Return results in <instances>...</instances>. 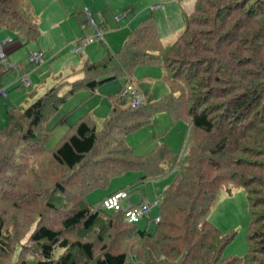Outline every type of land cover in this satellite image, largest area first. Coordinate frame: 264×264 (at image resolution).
Instances as JSON below:
<instances>
[{"label":"trees","instance_id":"16d2710c","mask_svg":"<svg viewBox=\"0 0 264 264\" xmlns=\"http://www.w3.org/2000/svg\"><path fill=\"white\" fill-rule=\"evenodd\" d=\"M0 24L16 32V38H24L25 44L42 35L38 14L27 0H0ZM86 26L92 35L87 19ZM23 63L15 67L22 68ZM158 63L165 69L163 80L168 86L159 100L124 108L119 104L120 91L110 96L113 107L104 119L83 113L54 148L46 146L52 134L48 122L71 95L95 91L117 78L123 90L136 67ZM77 74L81 76L70 80ZM52 76L54 83L40 95L39 89ZM29 99H33L30 104ZM158 111L170 113L175 120H191L184 156L166 141L146 154L135 153L128 144L126 135L149 123ZM8 118L0 127V184L17 185L18 168L13 162L27 160L30 143L38 145L36 156L51 155L67 172L59 178L40 175L37 184H21L28 193L45 183L53 185L51 193L43 189L48 199L27 232L28 244L11 229L7 209L0 208V254L12 257L8 264H264V0H197L172 44L162 41L150 17L117 52L107 51L99 60L86 59L70 74L46 76L24 103L8 107ZM107 131L109 138L112 133L117 137L105 141ZM97 152L104 156L97 160L104 165L110 162L111 169L91 181L85 168L92 169L88 158ZM175 167V177L160 200V221L153 229L148 219L130 223L123 209L105 210L88 200V192L126 172H141L140 180H146ZM84 180L90 188L84 189ZM239 186L247 191L251 213L249 251L242 257H225L232 238L209 216L221 191L232 194L233 187ZM68 191L80 197L76 209L61 218L60 229L43 224L47 213L62 210L63 194ZM76 228L96 234L100 228L98 239L83 236L71 241L65 233ZM114 230L116 240L124 239L119 250L102 243L96 253L104 231L111 235Z\"/></svg>","mask_w":264,"mask_h":264},{"label":"rangeland","instance_id":"374dc122","mask_svg":"<svg viewBox=\"0 0 264 264\" xmlns=\"http://www.w3.org/2000/svg\"><path fill=\"white\" fill-rule=\"evenodd\" d=\"M27 1L31 2L36 13L38 14L42 35L38 38V40H34L29 42L28 44H25L24 38H16V32L11 31L0 24V45H2V43H5L9 39L13 40L8 44L3 45L4 52L6 51L7 53L8 50V53H10V59L13 64H17L19 61L23 60L27 66H32L33 68L38 67L41 69L40 72L42 73L44 71L42 77H45L48 76L52 69L56 72L57 70H60L59 68H62L63 63V65H67L68 63L71 64L73 62L78 61L80 58V53L86 55V51L88 49L95 53L97 51L105 52L104 55L102 52L100 57L92 58L93 60H99L105 56L109 46L106 41L94 40L90 42L87 46H85L83 51L77 53L75 52V44L74 42H72V40L74 41L76 37H73L74 39L71 38L74 34V31L78 30H80L81 35L85 32L91 34V28L85 25L87 16L83 12L80 13V10H83V8L88 5L93 15H95L92 10L93 0L92 2L91 0ZM102 1L107 3V0ZM65 5L68 6V11L70 12L68 17L66 15H63L62 17V15L59 14V11L64 9ZM97 14L99 15V13ZM94 18L99 21L98 16L95 15ZM80 20L82 23H80ZM175 40L173 41V39H164V43L172 44L173 42H175ZM122 44H124V42ZM122 44L120 45V47L122 46ZM61 46L62 48L60 49ZM120 47H118V50ZM11 49L14 50L12 53L10 52ZM40 49H42L46 53L44 58L40 62L41 64L31 63L29 61V56L35 50ZM54 53L56 54V56H52V54ZM73 59L74 61H72ZM141 68H152L153 71H162V66L159 63L156 65L154 64L153 66H141ZM20 74L23 75V71L18 74L16 69H11L5 74L2 73L0 78H2L4 82L1 81L2 85H0V90L2 87H7L6 84H8V82H12L13 80L19 78L21 76ZM138 76L139 75L134 78H138V83H140L142 87H146V85L143 84V79H139L141 77ZM76 78L77 77H73V79ZM53 79V76L49 77L45 85L41 87V89H39L40 95L43 94L47 90V88L54 83ZM19 87H14L9 90L7 88H3L8 91L10 97L8 99H5L0 96V127L5 126L8 122V107H12V105L15 104L24 103L23 99H19L20 93L25 92V94L28 95V93L26 92L28 89L24 87ZM142 87H140V89L143 91ZM121 88L122 80L117 78L99 86L95 91L91 89H84L71 95L68 100L61 106L59 112L56 113L55 116L52 117L48 122V128L52 130V134L50 136V139L47 141L46 146L48 148H54L57 145L58 141L61 139L64 132L72 124H74L83 113L93 112L98 119L105 118L111 112L113 107V102H111L112 100H109L110 96L120 93V91H122ZM129 100L130 98L121 97L120 93L119 104L121 107H129ZM32 102L33 99H29L28 104ZM64 115H66L65 119H63ZM164 116H171V114L166 111H158L153 115V118L149 123H146L145 125L131 131L126 135V140L128 144L133 147V149L138 154L149 152L153 149L155 145H157L159 139L155 136L156 127L159 130L160 137L164 136L163 133H165V136H167L168 133L171 131L172 133L175 132V134L179 133L178 128L174 127L173 125H169V127H161L166 126L163 122L165 118ZM182 121H184L181 123L185 124L186 129L185 132L182 134L183 137L181 136L182 139L179 140L178 145H174V147L176 148L175 150L177 151L180 150L182 143L183 149L188 147L187 139L185 142L183 141L185 140L186 130L189 127L188 121L191 120H187V118H182ZM109 137L110 136L108 135L107 131L105 138H102L106 141L111 140L112 138H115L117 136L112 133L111 138ZM188 149H186L187 152ZM37 152L38 145L30 143L28 148L29 154H27L26 156L27 160L23 158L24 160H21V162L19 161L17 163L18 166L15 162H13V165L18 168V171H16L14 174L15 178L19 177L16 186L6 185L3 182L2 184H0V208L7 209L5 215L8 217V224L10 225L14 233H16V236L18 238H20L21 236L23 238L25 237L23 242L26 244H28V242L26 241L27 232L29 231V229L31 231V225L33 226L35 224L36 220L38 219V215L44 211V206H42V204L46 199H48V196L46 194L44 195L45 192H43V189L45 188V190L51 193V188L53 187V185L45 183L43 184L42 188H38V191L28 193L22 190L23 186L21 184L32 181L34 184H37L40 181V175L45 177V174L48 176L54 174L55 177L59 178L67 173L62 169V167H60L58 164H55V162L51 158V155L40 154L39 156H36ZM101 154L97 152L94 156H90L88 158V161L92 166V171L90 169L85 168L87 173L86 179L91 181L98 179L100 180L105 175L107 170L111 169L109 166L111 165L110 162H106L104 165L97 160L100 157H104L103 154ZM141 175V172L129 171L119 177H114L105 187H98L88 192V200H90L91 202H95L96 206H98L102 196H105L109 191L115 189L116 187L121 186L124 182H129L134 178L138 180ZM86 181H82L84 189L85 187L88 188L90 186L87 185ZM137 184L138 186L132 190V194L136 192H140L138 194H141V192H143L144 194L148 195L147 197L153 200L151 203H154L156 199H162L164 182L161 183L160 181L159 183L156 181L152 182L141 180L135 183L134 186H136ZM73 189L77 190V188ZM49 190H51V192ZM232 191V194H227V192H225L224 190L221 191L216 205H214V207L211 209L209 219L221 230V232L225 236L232 238L224 249V256L242 257L249 251L248 237L249 226L251 222V213L249 209V202L245 187H233ZM72 193L68 191L67 194H63L64 198H62L60 204V209L62 210L55 213H49V215L47 213L46 217L43 220V224H47L48 226H52L59 229L61 228V218L65 214H69L74 209H76L78 205V200H80V197L73 195ZM25 194L29 195L30 197L25 198ZM53 196L54 195H52V197ZM49 197H51V195ZM15 200H20V203L18 202V206L16 207H14ZM27 200H30L33 203L29 204ZM11 204H13V206ZM158 214H160V204L153 207L149 213L150 217L152 218V223L150 225L151 229H153L156 225L155 217ZM144 221L146 222L147 220L144 219ZM141 223L143 225V222ZM100 224L101 223H98L96 226L100 227ZM98 229L100 231V228ZM99 231L97 232L99 233ZM115 231L116 230H114L111 235H106V232L104 231V239H101V242L97 243L98 249L96 253H99L101 251V247L104 243L110 246V248L112 247L116 251L119 250V246H122V242L124 241V239L116 240V238H114ZM65 234L66 237L69 238L71 241H74L76 240V238H81L83 236H85L86 239L92 238L95 241L98 239L96 232H86L78 228L74 230H68ZM11 258L12 257L9 255L1 256L0 254V264H8ZM27 258L33 259V255L31 256L30 254H27Z\"/></svg>","mask_w":264,"mask_h":264},{"label":"crops","instance_id":"0c3cea01","mask_svg":"<svg viewBox=\"0 0 264 264\" xmlns=\"http://www.w3.org/2000/svg\"><path fill=\"white\" fill-rule=\"evenodd\" d=\"M196 1L197 0H107V3H105L102 0H93L92 10H93L94 14L96 16H98V18H99L98 20L103 24V26L107 30V33H106L107 35L105 37V41L109 45L108 51L115 53L118 51V47H120V45L126 41L129 34L136 27H138L144 20H146L150 17H154L155 22H156L157 31H158V34H159L160 38L162 39V41L164 42V39H173V41H174L177 38V36L185 28V15L193 12ZM91 2H92V0H91ZM86 6L89 7L88 5H86ZM64 9L60 10L59 14H61L62 17H63V15L64 16L66 15L68 17L70 14V12L68 11V6L65 5ZM89 9H90V7H89ZM81 12H83V10H80V13ZM97 13H99V15ZM117 14H119V15H117ZM123 14H126V15L124 17L120 18ZM118 17L120 19H118ZM80 23H82L81 20H80ZM85 25H86V21H85ZM40 29H41V27H40ZM88 35H89V33H86V32L81 35L80 30L74 31V34L71 38L76 37L75 39L73 38L74 41L72 40V42H74V44H75V47H77L78 39H81V38L88 36ZM12 41H13L12 39H9L8 41H6L5 43H2V44L6 45ZM61 48H62V46L60 47V49ZM84 48L85 47H83V49ZM13 49L10 50L11 53L14 51ZM83 49H82V51H83ZM40 50H42V49H40ZM86 50H87V48H86ZM35 51H37V50H35ZM75 52H77L76 49H75ZM102 52L104 55V53H105L104 51H100V52L97 51L95 53V52H92L90 49H88L86 51L87 56L80 53V58L78 61L73 62L71 64L68 63L67 65H63L64 64L63 63L62 68H59L60 70H57V72H56V71H53V69H52L49 74H59V73H62L64 75L70 74L74 69H80L86 59L93 60L92 58L100 57ZM44 53H45V51H44ZM5 54L7 55L10 63H12L11 59H10V53H8V50H7V53L5 51ZM52 56H56V54L54 53V54H52ZM29 58H30V56H29ZM21 61H23V60H21ZM29 61H30V59H29ZM72 61H74V59ZM39 64H41V63H39ZM14 65H16V64L14 63ZM153 65H140V66L136 67L134 72H133L132 78H130L137 84L139 89H140V87H142V85L140 83H138V81H139L138 78L135 79L134 77L139 75L138 77H141L139 79H143V84L146 85V87H142L143 91L141 89L140 90L142 91V93L146 97L147 103H149V102L154 103L155 101L159 100L161 97H163L168 92V86L166 85V83L163 80V75L165 72V69L163 67H162V71H160V70H154L153 71L152 68H141V66H153ZM21 67L22 68H20L19 66H16L14 68H6V66L0 62V77H1L2 73L5 74L6 72H8L11 69H16L18 74L21 73V71H23V75L20 74L21 76L19 78L13 80L12 82H8V84H6L7 87H2L1 89L7 88L9 90L11 88L20 86V87H24V88L28 89L26 92L28 94H30L31 90L33 88L37 87L46 77V76L42 77L43 76L42 74L44 73V71H43V73L40 72L41 69L38 67L33 68L32 66H27L25 64V62L21 65ZM37 73H41V74H37ZM23 76H27L31 79L30 86H26L23 84V82L21 81V78ZM80 76H81L80 74L73 75L72 77H70V80H75V79H73V77L79 78ZM48 78H47V80H48ZM1 81H3L2 78H0V85H2ZM0 96L3 97L1 94H0ZM9 97H10V94H8V98ZM26 97H27V95L25 94V92H22L19 95L20 100H22V99L25 100ZM3 98H5V97H3ZM8 98H5V99H8ZM109 100L111 101V99H109ZM65 117H66V115H64L63 119H65ZM163 122H164V125H166V126H161L162 128L163 127H169V125H173L174 127L178 128L179 133L175 134V132L172 133V131H171L168 133L167 136H165V133H163L164 136L160 137L159 136V130L156 127L155 136L158 137V139H159L158 143H161L162 141H166L170 144V146L173 148L174 151H177V150H175L176 148L174 147V145L177 146L179 140H181L183 137L182 134L185 132L186 127H185V124L181 123V122H184V121H182V119L175 120L171 116H166L164 118ZM188 123H189V127L186 130L185 140L183 142H185L186 139L188 138V132H189V128L191 126V121H188ZM155 146L153 147V149L155 148ZM182 147H183V143L180 147V150ZM180 150L177 152L180 153L181 152ZM149 152H146V153H149ZM135 153H137V152L135 151ZM146 153H143V154H146ZM176 171H177V167L173 168L170 172H168L167 174H165L163 176H159V177L152 178V179H146V180H142V181H152V182L156 181L159 183H160V181H161V183L164 182L163 187L165 189L171 183L170 181H173ZM172 177H173V179H172ZM140 179L141 178H139L137 180L134 178L129 182H124L121 186L116 187L115 189L109 191L105 196H102L101 199H103L104 197L113 193L114 191H117V190L122 189V188H128V190L130 191L129 202L132 203L133 205H139L143 202H150L151 203L153 200H151L149 197H147L148 195L144 194L143 192H141V194H138L140 192H136V193L132 194V190L138 186V184L136 186H134L135 183H137L138 181H141ZM164 189H163V191H164ZM153 207H155V206H153ZM157 217H159V214L156 215L155 219ZM144 219H148L151 221L152 218L149 215V217H143V219H141V221Z\"/></svg>","mask_w":264,"mask_h":264},{"label":"built area","instance_id":"2783aa9c","mask_svg":"<svg viewBox=\"0 0 264 264\" xmlns=\"http://www.w3.org/2000/svg\"><path fill=\"white\" fill-rule=\"evenodd\" d=\"M84 14L87 16V24L93 28V34L85 36L77 41L76 51L80 52L85 45L94 41V40H105L106 30L103 25L94 18L93 13L89 9V7H84ZM126 14H123L120 18L124 17ZM118 17V19H120ZM45 54L42 50H37L31 53L30 61L34 63H40L44 58ZM0 62L6 66V68H14L15 65L10 63L8 60L4 49L3 44L0 45ZM21 81L24 85L29 86L31 84V79L27 76H23ZM0 94L8 98V93L5 89L0 90ZM121 97L130 98L129 107H137L147 103V99L144 94L141 92L137 84L131 79L126 82L124 88L121 92ZM187 153L186 149H182L180 156H184ZM130 200V191L128 188L119 189L108 196L101 199L98 207L105 210H120L123 209L125 211L126 220L130 223L138 222L143 217L147 216L152 207L159 205L160 200H156L154 203L143 202L139 205H133L129 202ZM156 222L160 221V218L157 217Z\"/></svg>","mask_w":264,"mask_h":264}]
</instances>
